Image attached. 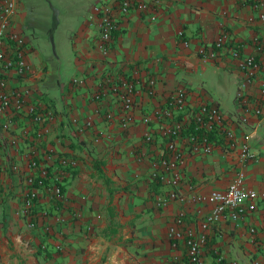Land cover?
Returning <instances> with one entry per match:
<instances>
[{"label": "crops", "instance_id": "obj_1", "mask_svg": "<svg viewBox=\"0 0 264 264\" xmlns=\"http://www.w3.org/2000/svg\"><path fill=\"white\" fill-rule=\"evenodd\" d=\"M96 1L112 3L118 19L108 52L98 49V30L87 18L74 32L70 52L61 60L55 54H42L32 43L26 30L27 10L18 0L13 25L28 41L31 72L26 82L50 103L53 117L44 125L28 126L27 119L15 116L11 127L5 129L0 112V264H152L172 257L186 264L184 243L178 241L173 246L167 228L181 208L187 211L186 224L198 227L201 205L177 199L157 204V197L170 189L151 176L152 160L163 149L165 138L156 119L149 123L142 120L144 112L164 103L179 85L187 87L191 103L201 97L216 101L238 141L250 133L254 156L244 165L245 182L257 189L264 187V116L251 115L246 123L239 121L233 102L239 73L226 50L207 61L196 52L201 43H210L226 29L229 45L263 56L264 23L249 1L159 0L154 19L149 10L135 7L122 15L119 0ZM260 43L263 50L257 48ZM118 76L138 79L143 87L139 86L135 95L134 120L127 127L117 118L105 117L106 111L117 114L121 107L110 89ZM74 77L80 82H74ZM149 77L155 79L152 95L146 94L142 82ZM15 83L14 75L8 76L7 85ZM98 89L101 97L94 99L92 94ZM88 117L93 128L82 125ZM96 127L104 130L98 140L94 138ZM148 130L153 135L151 142L143 139ZM12 137L17 140L12 142ZM213 140L211 153L186 154L180 166L181 192L187 193L189 186L197 191L222 189L234 176L239 166L236 149L222 153L226 144L220 132L214 133ZM49 151L72 156L77 164L67 167L62 175L65 221L60 231L43 237L42 230L28 227L18 211L29 153L52 168L57 160L55 155L47 156ZM13 163L22 170L14 171ZM39 192L43 194L42 189ZM40 198L42 205H48L43 195ZM250 225L258 227V235H264L258 212L248 214L240 227H234L228 217L216 221L203 247L205 264H214V247L236 264H253ZM43 240L47 244L44 249L40 246Z\"/></svg>", "mask_w": 264, "mask_h": 264}, {"label": "built area", "instance_id": "obj_2", "mask_svg": "<svg viewBox=\"0 0 264 264\" xmlns=\"http://www.w3.org/2000/svg\"><path fill=\"white\" fill-rule=\"evenodd\" d=\"M255 10L257 18L264 23V0H247ZM18 0H0V112L4 115L2 126L9 129L15 116L27 119L28 126L44 125L45 121L53 117L50 103L46 102L41 93L26 82L31 72V63L27 57L28 41L19 28L13 25V18L17 11ZM159 0H119L118 9L122 15L132 8L149 10L152 19L156 16V6ZM114 5L110 2L96 1L91 5L89 23L98 30L97 47L101 53L109 50V42L113 31L118 27V19L114 14ZM179 35L182 34L180 30ZM229 33L221 29L210 43H201L196 52L202 61L215 59L225 50L235 60L239 73L238 84L233 96V102L238 112L239 121L246 123L251 115L264 116V55L242 52L238 47L229 45ZM188 45V40H183ZM263 43L257 48L263 50ZM14 75L16 83L8 86V76ZM74 82L80 79L74 77ZM140 82V83H139ZM143 85L148 95L154 94L155 79H145ZM110 89L118 96L121 107L117 114L106 111L108 120L117 118L122 127H127L134 120L135 95L140 91L141 81L125 76H118L111 83ZM139 84V85H138ZM143 88V87H142ZM189 90L185 85L173 89L164 103L155 105L151 110L144 112L142 120L149 123L153 119L158 122V131L165 138L163 149L152 160L151 176L161 183L170 186L165 195L157 197L158 205H166L169 200L177 199L182 202L199 203L200 217L198 227L187 225V211L181 208L174 215L167 228V236L175 246L182 241L185 246L186 264H205L203 247L206 244L212 226L223 217H228L234 227H240L243 219L251 213L258 212L261 227L264 229V187L257 189L248 186L245 182L244 165L253 159L249 146L250 133H244L238 141L233 128L227 124L222 107L214 100L201 97L191 103ZM101 90L92 94L94 99L101 97ZM82 125L94 127L91 118L82 120ZM95 140L104 135V130L95 128ZM222 133L225 141L223 154L229 149H236L238 168L222 189L197 191L189 186L187 193L181 192L179 187L182 181L180 166L187 153L209 154L214 149L213 135ZM27 137V131L22 133ZM143 139L146 142L153 140L151 132L145 131ZM16 137L11 141L15 142ZM56 156L57 164L49 168L48 164L38 159L35 153H29V171L24 173L26 186L21 192V206L18 213L25 217L28 227L40 228L43 237L60 231L64 223L63 198L64 190L62 175L67 167L77 164V159L49 151L47 156ZM11 168L19 172L22 169L17 163ZM43 190L40 194L39 190ZM48 205H42L41 196ZM87 229L90 227L87 226ZM250 234L249 241L254 246L253 264H264V235H258V227H247ZM41 248H46V241H41ZM56 248H61L57 242ZM214 264H236V260L229 258L218 247L212 249ZM152 264H184L179 257L164 259Z\"/></svg>", "mask_w": 264, "mask_h": 264}, {"label": "rangeland", "instance_id": "obj_3", "mask_svg": "<svg viewBox=\"0 0 264 264\" xmlns=\"http://www.w3.org/2000/svg\"><path fill=\"white\" fill-rule=\"evenodd\" d=\"M22 1L28 15L26 30L32 43L42 54H55L62 60L70 52L74 32L91 15L90 5L95 0Z\"/></svg>", "mask_w": 264, "mask_h": 264}]
</instances>
